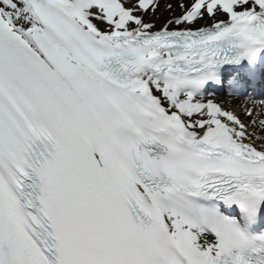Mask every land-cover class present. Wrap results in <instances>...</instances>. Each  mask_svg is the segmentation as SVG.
<instances>
[{
    "label": "snow or ice",
    "instance_id": "6c2138e0",
    "mask_svg": "<svg viewBox=\"0 0 264 264\" xmlns=\"http://www.w3.org/2000/svg\"><path fill=\"white\" fill-rule=\"evenodd\" d=\"M159 7L0 0V264H264V0Z\"/></svg>",
    "mask_w": 264,
    "mask_h": 264
},
{
    "label": "bare ground",
    "instance_id": "6f19581e",
    "mask_svg": "<svg viewBox=\"0 0 264 264\" xmlns=\"http://www.w3.org/2000/svg\"><path fill=\"white\" fill-rule=\"evenodd\" d=\"M160 10L163 14L164 20L162 25H164L169 19L173 18V16H178L180 14V9L175 8L174 11H170L167 8L168 3H172L175 5L176 0H159ZM213 21L204 20L200 26L206 27L209 26ZM154 24V22H151ZM156 23V22H155ZM216 100L221 103L226 109L234 110L240 117V119L248 125L249 133H254L256 135H264V130H262L258 123L256 125L252 124V121L255 119L257 121L264 120V110H262L261 105L259 104L260 100H264V98H256L251 96H236V95H228L226 98H216ZM251 109L253 115L249 116L246 114L247 110ZM260 113L257 116V113ZM259 143V141H257Z\"/></svg>",
    "mask_w": 264,
    "mask_h": 264
},
{
    "label": "rangeland",
    "instance_id": "374dc122",
    "mask_svg": "<svg viewBox=\"0 0 264 264\" xmlns=\"http://www.w3.org/2000/svg\"><path fill=\"white\" fill-rule=\"evenodd\" d=\"M146 19H148L150 22H154L156 28L159 29V28L162 26V23H163L164 17H163L162 12H161L160 10L157 9V11H156L154 14H152V15L146 17ZM203 21H204V20H202V21L200 22V25L202 24ZM155 22H156V23H155Z\"/></svg>",
    "mask_w": 264,
    "mask_h": 264
}]
</instances>
